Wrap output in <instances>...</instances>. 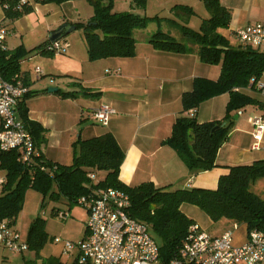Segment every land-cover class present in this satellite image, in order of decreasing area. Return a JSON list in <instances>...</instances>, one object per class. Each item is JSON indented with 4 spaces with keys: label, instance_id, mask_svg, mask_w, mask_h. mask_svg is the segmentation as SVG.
<instances>
[{
    "label": "trees",
    "instance_id": "obj_1",
    "mask_svg": "<svg viewBox=\"0 0 264 264\" xmlns=\"http://www.w3.org/2000/svg\"><path fill=\"white\" fill-rule=\"evenodd\" d=\"M79 0H33L35 4L61 6L67 2ZM93 9V16L86 24L69 23L84 29V41L89 61L107 58H130L135 54V31L147 27L151 21L159 25L165 20L175 25L172 19L148 18L132 11L117 13L113 11V0H83ZM209 17L204 19L198 31L182 27L185 43L178 42L170 34L158 29L148 42L157 50L189 54L196 53L199 59L209 65H220V76L216 81L196 78L191 91L182 95V110L173 124L170 137L165 141L189 170L197 174L213 169L219 148L226 142L233 124L234 116L248 106L258 102L234 88L246 89L251 80H259L264 74V53L252 47L233 44L223 30L230 23V12L220 5L218 0H204ZM4 20L14 21L34 11L30 0H0ZM131 7L144 9L145 0H133ZM175 14L180 11L186 19L193 14L190 7L176 5ZM6 28V27H5ZM62 40V39H60ZM46 41L40 47H44ZM44 52V51H43ZM26 51L19 47L13 51L0 48V74L7 81L20 70V62ZM27 86V84H25ZM58 93L63 97H75L74 93ZM87 96L95 95L83 91ZM223 93H229L226 115L220 121L199 123L191 111L196 112L206 100ZM19 103L20 118L31 133L36 149L43 128L28 121L24 100ZM262 107V106H261ZM217 127V128H216ZM74 160L71 165H60L35 157L30 167L18 161L17 151L0 150V170L5 172V181L0 193V221L15 223L23 207L24 194L34 189L43 194L54 185L56 190L52 198L63 197L68 205L87 195L92 189L114 188L129 196V215L146 223L152 237L160 248L162 264H169L179 256L186 242L188 230L193 221L180 210L181 205L190 204L200 208L213 222L228 220L243 225L249 233L257 230L264 233V198L250 190L256 180L264 179V160L250 165L229 168V173L220 177L215 190L176 189L156 187L152 183H143L129 187L119 180L123 151L111 133L88 140H77L73 144ZM104 173L97 181L98 174ZM95 174L96 180L89 179ZM44 232L39 224L30 226L27 234L28 249L39 250L43 245ZM49 264H61L51 261Z\"/></svg>",
    "mask_w": 264,
    "mask_h": 264
},
{
    "label": "crops",
    "instance_id": "obj_2",
    "mask_svg": "<svg viewBox=\"0 0 264 264\" xmlns=\"http://www.w3.org/2000/svg\"><path fill=\"white\" fill-rule=\"evenodd\" d=\"M30 1L34 11L14 21L4 20L0 7V27L2 23L5 24L12 35L26 28L32 29L31 17L37 12L43 13L47 18L51 16L46 25L49 37L57 31L56 27L77 23L74 18L75 1L61 5L60 12L54 10L52 5ZM132 1L113 0V11H132L141 15L150 7L156 6V10H167L179 18L184 17V14L180 11L175 14L173 7L183 5L191 8L192 15L197 13L195 8L198 7L208 13L204 0H145L144 9H133ZM218 2L231 15L228 28L222 31L233 41L231 43L238 44L234 36L237 30L254 24L264 25V0ZM67 13H70V16ZM154 23L158 24L154 20L146 28L135 31L140 38L135 37V54L130 58L89 61L86 45L72 47L69 52L67 50L65 56L42 59L45 62V70L39 78L34 73L36 67L31 71L22 66V58L19 73L13 80L20 78L32 94L24 100L23 106L27 120L38 123L43 128L37 153L51 163L71 165L74 160L73 144L77 140H88L111 133L124 154L119 180L126 186L152 183L156 187H166L170 190H215L220 177L227 175L229 168L264 160V138L260 150L251 148L254 143V126L250 122L253 117H264V93L254 87L241 91L258 104L248 106L235 115L237 120L233 118L228 138L216 154V166L208 171L193 173L165 141L170 137L173 124L181 113L183 93L192 90L196 78L216 81L220 76L221 67L203 63L196 53L176 54L155 49L148 42L150 37L143 33ZM46 41H49V38ZM252 49L264 53V48ZM7 50L10 51L8 48ZM69 67L74 70H68ZM259 81L264 83V74ZM49 88H55L57 92L49 93ZM85 90L95 95L87 96L83 93ZM58 91L74 93L75 97L63 98ZM229 98V93H223L206 100L194 113V117L199 123L222 120L226 115ZM101 105L115 110L106 126L97 123L93 116L94 111ZM18 118L22 121L19 111ZM0 179L5 181V177ZM2 187L3 185H0L1 191ZM180 210L213 237H219L229 231L230 224L238 225L228 220L213 222L197 207L189 204L181 205ZM219 223L222 225H218ZM209 228L214 231L209 232ZM247 238L248 232L245 231L242 238H237L236 241L233 239V245L241 246ZM26 240L27 238L23 239ZM2 249L5 250L0 246V264L5 258Z\"/></svg>",
    "mask_w": 264,
    "mask_h": 264
},
{
    "label": "built area",
    "instance_id": "obj_3",
    "mask_svg": "<svg viewBox=\"0 0 264 264\" xmlns=\"http://www.w3.org/2000/svg\"><path fill=\"white\" fill-rule=\"evenodd\" d=\"M26 0H22L25 3ZM11 32L0 27V48L5 50V40ZM234 36L241 45L264 48V25L254 24L237 30ZM69 44L58 40L49 42L43 51L64 54ZM37 78L42 74L39 67L34 69ZM256 88L264 93V83L251 80L248 88ZM243 89L234 88L235 92ZM29 93V88L20 78L5 80L0 74V150L17 151L18 161L30 167L38 157L34 139L23 121L18 118V106ZM191 111V116H194ZM115 110L101 105L94 111L97 123L106 126ZM254 126L252 150L261 149L264 138V117L250 119ZM89 179L96 180L91 173ZM4 181L0 179V185ZM88 213L86 235L80 243L82 258L77 264H162L160 248L152 237L149 226L129 215L130 199L121 190L114 188L92 189L87 195L76 200ZM55 215L60 220L69 217L68 211L57 210ZM60 242L59 239L55 240ZM0 246L13 254H23L28 244L22 240L20 231L9 220L0 221ZM74 245L65 243L64 252L71 253ZM169 264H264V233L252 230L247 241L241 246L233 245V232L226 231L219 237H213L197 224L190 226L186 242L179 256Z\"/></svg>",
    "mask_w": 264,
    "mask_h": 264
},
{
    "label": "rangeland",
    "instance_id": "obj_4",
    "mask_svg": "<svg viewBox=\"0 0 264 264\" xmlns=\"http://www.w3.org/2000/svg\"><path fill=\"white\" fill-rule=\"evenodd\" d=\"M74 7L76 11L74 18H76L77 23L86 24L93 16L92 7L83 0L75 1ZM52 8L58 12L61 11L60 6H52ZM156 8V6L150 7L148 10L142 12L141 15L147 17L156 16L162 19H172L176 21V24H169V22L165 20L161 22L160 26L154 23L150 26L149 30L147 29L146 31H143L144 35L147 37H150L157 29H160L162 32L170 34L178 42L185 43L182 36V27H188L193 31H198L202 21L209 17V14L203 11L201 7L195 8L197 13L187 17L186 19L174 17L168 13L167 10H156ZM67 15L70 16V13H67ZM50 17L51 16L47 18V16L41 12L34 13L31 17L33 22L32 29L26 28L24 31L17 32L14 35H7L4 43L6 48L13 51L22 47L27 52L22 65L24 68H28L33 71V69L38 66L42 72H44L45 62L42 59H45V57L53 59L56 56L60 57L67 55L65 53H46L43 52V47H40L45 43V40L49 38L50 34L46 31V25L51 19ZM4 25L5 24L2 23L1 26L5 27ZM59 27L60 26L56 27V29ZM135 37L139 39L140 35L135 34ZM62 39V41H66L70 45L68 52L72 47H84L85 41L83 27L80 26L74 31L65 34ZM231 42L233 41L231 40ZM68 70L74 69L73 67H69ZM103 176L104 173L100 172L98 174L97 181L102 179ZM3 177H5V172L0 170V178ZM55 190L56 188L54 185L45 194L34 189H28L24 194L23 207L18 213L15 221V226L22 233L23 239L27 238L28 230L31 225L39 224L45 234L42 247L39 250L35 247H31L23 254H13L6 249H2L5 258L1 264H49L54 260L61 264H77V262L80 261L82 255H80L79 246L86 235L88 213L80 205H68L63 197L52 198L51 193ZM250 190L259 197L264 198V179L256 180L253 184H251ZM198 209L201 213H204L200 208ZM57 210L68 211L69 217L66 220H60L55 215ZM220 224L221 223L218 225ZM230 226V230L233 232V239L235 241L237 238L240 239L244 236L246 231L245 226H232V224H230ZM209 229V232L214 231L212 228ZM56 239H59L60 242H56ZM67 242L74 245V250L71 253L64 252V246Z\"/></svg>",
    "mask_w": 264,
    "mask_h": 264
},
{
    "label": "water",
    "instance_id": "obj_5",
    "mask_svg": "<svg viewBox=\"0 0 264 264\" xmlns=\"http://www.w3.org/2000/svg\"><path fill=\"white\" fill-rule=\"evenodd\" d=\"M76 29L75 26H68V24H63L61 25L55 33H53L49 37L50 42H56L58 41L64 34H68ZM49 93H55L57 92V89L55 88H49L48 89ZM234 120H237V116L234 117ZM217 128V127H216Z\"/></svg>",
    "mask_w": 264,
    "mask_h": 264
}]
</instances>
